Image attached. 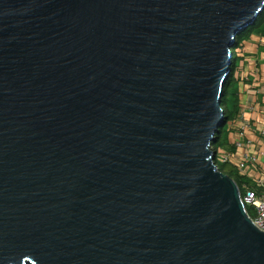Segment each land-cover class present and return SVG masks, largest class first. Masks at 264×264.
<instances>
[{
	"label": "water",
	"instance_id": "95a60500",
	"mask_svg": "<svg viewBox=\"0 0 264 264\" xmlns=\"http://www.w3.org/2000/svg\"><path fill=\"white\" fill-rule=\"evenodd\" d=\"M264 0H0V264H264L216 164Z\"/></svg>",
	"mask_w": 264,
	"mask_h": 264
},
{
	"label": "crops",
	"instance_id": "0c3cea01",
	"mask_svg": "<svg viewBox=\"0 0 264 264\" xmlns=\"http://www.w3.org/2000/svg\"><path fill=\"white\" fill-rule=\"evenodd\" d=\"M238 115L229 123L231 164L252 183L264 180V35L252 34L237 52ZM223 151V150H222ZM226 153V151H224Z\"/></svg>",
	"mask_w": 264,
	"mask_h": 264
},
{
	"label": "trees",
	"instance_id": "16d2710c",
	"mask_svg": "<svg viewBox=\"0 0 264 264\" xmlns=\"http://www.w3.org/2000/svg\"><path fill=\"white\" fill-rule=\"evenodd\" d=\"M259 33L264 35V11L260 15L258 21L255 25L246 29L238 38L235 48L240 49L242 43L247 40L252 34ZM237 54H234L233 62L231 64L230 76L227 79L224 91H223V100L222 108L224 110V121L221 125L219 131L217 132L216 138L213 142V150L215 154L219 150L226 151V153L235 152L234 146L229 141V123L236 118L238 115V93L236 90V79H235V70L237 68ZM219 169L226 175L233 178L240 187L241 193L244 196L247 188H252L261 192L254 183H252L246 176L242 175L237 168L231 163L220 164ZM249 215L253 218L255 211L252 208L247 209Z\"/></svg>",
	"mask_w": 264,
	"mask_h": 264
},
{
	"label": "built area",
	"instance_id": "2783aa9c",
	"mask_svg": "<svg viewBox=\"0 0 264 264\" xmlns=\"http://www.w3.org/2000/svg\"><path fill=\"white\" fill-rule=\"evenodd\" d=\"M216 164H225L231 163L233 156L231 154H227L222 150H219L216 154ZM241 173V172H240ZM261 192H258L255 189L247 188L246 193L242 199L246 206V208H252L255 211V215L252 218L253 224L262 232H264V180L259 181L258 185H256Z\"/></svg>",
	"mask_w": 264,
	"mask_h": 264
},
{
	"label": "rangeland",
	"instance_id": "374dc122",
	"mask_svg": "<svg viewBox=\"0 0 264 264\" xmlns=\"http://www.w3.org/2000/svg\"><path fill=\"white\" fill-rule=\"evenodd\" d=\"M237 52H238V49L234 48V49H233V53H234V54H237ZM219 165H220V164H219ZM239 172H240V171H239Z\"/></svg>",
	"mask_w": 264,
	"mask_h": 264
}]
</instances>
